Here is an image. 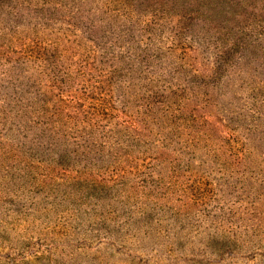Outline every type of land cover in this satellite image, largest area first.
I'll use <instances>...</instances> for the list:
<instances>
[{"label": "rangeland", "instance_id": "374dc122", "mask_svg": "<svg viewBox=\"0 0 264 264\" xmlns=\"http://www.w3.org/2000/svg\"><path fill=\"white\" fill-rule=\"evenodd\" d=\"M127 1L0 0V264H264V0Z\"/></svg>", "mask_w": 264, "mask_h": 264}, {"label": "trees", "instance_id": "16d2710c", "mask_svg": "<svg viewBox=\"0 0 264 264\" xmlns=\"http://www.w3.org/2000/svg\"><path fill=\"white\" fill-rule=\"evenodd\" d=\"M119 1L125 7H126V4H128V1L127 0H119ZM132 1L135 2V0H132ZM167 1L169 2L170 0H167ZM111 3H112V1H110L107 4L110 5ZM162 3L158 4V6H162ZM29 4L30 3H27L25 9H27V10L29 9V6H30ZM175 4H176V2H175ZM183 4H184V6H181V8H184L185 11H183L181 13V19L188 18V20H192L193 17L191 15L190 16L187 15L186 11H187V9L190 6H192V4H193V8H195V9L198 8L200 6V4H196L193 1H188V2L183 3ZM169 5H170V3H169ZM136 6H138V5H136ZM126 8L129 9V12H127V11H125L123 9L124 10V13L123 14L127 13V15L129 16V21L131 23L132 19L136 16L135 12H136L137 9H135V5H131V8L130 7H126ZM123 14H121V15H123ZM108 18L111 19V20H113L114 22H116V15L115 14L114 15H110ZM231 37H232L231 38V42L229 43V45H227L228 50L227 49L224 50L225 53H227V51L228 52L229 51H232V49H235V48H242V49L244 48V49H246V48L250 47V41H251V37H252L251 34L244 33L243 30L237 29V31L235 33L233 32V34H232ZM216 61H218V60H216ZM12 82H13V80L6 81L7 85H11ZM2 89H5V87H2ZM20 119L21 118H19V120ZM37 129H39V128H37ZM45 138L48 139L49 136H46V133L44 134L42 131H40V129L38 130V132H35V141H36L35 143H36V145H39V144L43 143V141L45 140ZM48 141L49 140H47L46 142H48ZM51 143L52 142H49V144H51ZM63 154H65V153H63Z\"/></svg>", "mask_w": 264, "mask_h": 264}]
</instances>
